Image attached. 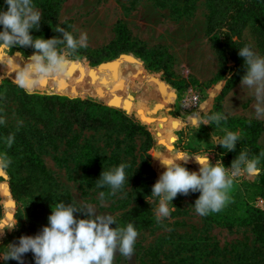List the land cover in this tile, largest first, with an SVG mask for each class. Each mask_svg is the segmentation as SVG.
<instances>
[{"label":"rangeland","instance_id":"374dc122","mask_svg":"<svg viewBox=\"0 0 264 264\" xmlns=\"http://www.w3.org/2000/svg\"><path fill=\"white\" fill-rule=\"evenodd\" d=\"M35 1L33 4L40 12ZM210 8L209 0H195L188 9L172 0H61L58 7L60 22L69 21L71 32L76 37L86 34L87 47L66 55V61H69L58 74L41 76L35 71H29L26 65L34 50L13 47L11 50L6 49V52L2 51V55L8 57L5 64L10 73L24 72L34 75L33 78L40 76L44 79L60 76L67 84L72 81L91 84L85 85L86 90L82 94L67 96L68 99L81 101L88 99L94 105H85L79 111L80 117L83 113L92 115L107 110L116 112L117 117L122 115L126 118L127 124L136 123L145 127L151 135L152 143L147 147L144 136L138 133L132 135L118 127L110 131L81 129L77 123L71 125L63 137L42 134L37 131L42 130V127L20 116L14 106L0 104V118L6 121L1 124L4 129H0V153H7L12 161L3 170L8 175V184L11 181L17 189L14 220L10 223L18 222L15 230H7L0 240V253L7 251L6 246L17 241L20 236L36 235L47 225L52 205L56 202L64 201L77 207L91 204L98 213L113 215L118 226L121 216L134 207L139 198L145 197L158 205V199L151 196L152 187L140 188L136 180L142 174L146 178L145 182L154 184L157 181V172L151 167V154L153 150L163 152V149L156 145L157 139L147 126L124 107L129 101L127 98H133L136 103L143 91L154 95L148 107L157 101L167 106V111L159 110L154 119L164 114L166 118L172 119L175 126L171 138L173 151H165L167 157H172L175 152L201 156L209 154L213 164L219 159L226 168L230 167L233 160L227 159L229 152L211 141L213 132L218 138L225 133L219 128L215 129V124L197 127L192 123L193 119L202 121L213 113H221L226 117L221 127L241 133L238 143L247 148L250 146L244 142V124L248 121L261 123L257 145L264 149V117H256L255 100L251 92L243 90L240 82H237L220 100L217 99L231 71L220 76L221 64L207 30ZM117 23L129 32L130 44L145 50L166 52L170 56L167 73L148 66L130 51L121 52L111 59L113 51L109 48L116 39ZM240 41L264 57L249 29L242 31ZM97 59L101 60L98 69L96 67L99 64H92ZM232 65L229 60L228 66ZM90 68L95 77L92 82L86 79L91 74ZM77 69L81 71L79 78L75 72ZM33 78L26 76L25 84L33 83ZM44 79L41 81L44 82ZM5 81L15 84L9 79ZM110 86L116 88V92H108ZM116 102H122L123 105ZM9 134H14L11 148L4 143V138ZM20 137L28 143L26 153L18 149L20 147L16 139ZM38 162L43 164L44 170L40 169ZM121 163L128 164L125 169L128 179L122 190L113 194L108 187L98 188L96 180L103 169L109 170ZM184 166L190 171H196L191 164ZM258 167L262 169L258 176L243 174L234 178L229 192L230 201L224 207L228 214L247 203L264 210V198L254 194L259 189L256 185L264 190V167L261 162ZM163 171L165 168L159 172ZM3 187L1 185L0 189ZM199 195L197 192L194 196L169 202L168 217L138 232L131 264H229L223 260L224 255L228 259L233 248L240 249L244 245L253 244L249 228L227 229L205 221L203 216L196 214L192 205ZM234 197H237V203ZM2 211L0 197V214ZM75 215L85 218L80 213ZM0 264L18 262L0 259ZM24 264H35L33 253L24 256ZM113 264L129 262L117 254Z\"/></svg>","mask_w":264,"mask_h":264},{"label":"clouds","instance_id":"9594fccd","mask_svg":"<svg viewBox=\"0 0 264 264\" xmlns=\"http://www.w3.org/2000/svg\"><path fill=\"white\" fill-rule=\"evenodd\" d=\"M6 10H0V48L12 49L13 47H31L34 49L26 67L41 76L58 74L66 63V55L74 54L80 48L87 47V35L80 34L76 37L72 32L66 31L57 25L53 31L60 36L45 39L34 38L33 29L39 30L41 13L35 8L33 0H5ZM58 45H65V49H58ZM64 54H61V52ZM239 57L244 59L245 74L240 80L243 90H249L255 100V115L264 117V57L256 53L252 47L239 48ZM230 73L226 80H230ZM25 78L19 77L20 86H25ZM226 117L221 113L208 115L202 121L193 119L192 123L213 125L225 134L216 137L211 134V141L222 146L227 151H235L241 133L229 131L221 127V122ZM5 119L0 118V124H5ZM216 131V130H215ZM4 143L11 148L14 143V134L4 138ZM165 171L152 185L151 196L158 199V205L153 209L159 222L170 215L168 203L178 195L188 196L199 192L200 195L192 205L196 214L207 216L219 213L230 201L229 192L233 186L234 178L247 174L258 176L262 169L258 167L259 156L249 157L247 149H241L230 167H225L222 160L215 164L209 159V154L188 155L177 154L168 158L159 153L153 156ZM194 158L200 165L199 171H190L185 164ZM183 161V163H180ZM7 153H0V168H7L11 164ZM128 164L105 170L96 180L98 188L108 187L112 193L122 190L126 179L125 169ZM103 196V193H101ZM77 213L85 218H79ZM18 222L9 223L0 220V237L6 235L5 230H15ZM116 227H112V225ZM138 238V231L132 223L126 227L117 225L116 218L111 214H100L91 204H82L77 207L64 201L52 205V212L48 216V224L43 226L36 235H22L17 241L9 243L7 251L0 253V259L5 262L15 260L24 264L25 254L33 253L35 264H113L115 256H123L129 264L135 254L134 245Z\"/></svg>","mask_w":264,"mask_h":264},{"label":"trees","instance_id":"16d2710c","mask_svg":"<svg viewBox=\"0 0 264 264\" xmlns=\"http://www.w3.org/2000/svg\"><path fill=\"white\" fill-rule=\"evenodd\" d=\"M60 1L61 0L35 1L36 6L40 9L41 24L39 30H32L31 34L34 38L41 37L49 39L53 36H60V33L53 31V27L57 25L63 27L66 31L71 32L70 22H60L59 20L58 7ZM172 1L180 5L182 8L188 9L195 0ZM209 3L211 8L208 17L207 30L211 34L210 41L221 64L220 76H224V74L230 71L232 74L231 79L226 81L220 96L217 98L220 100L237 82H240L242 76L245 74L244 59L238 55L239 48L245 46L244 43L240 41L241 33L245 28L249 29L257 46L264 53V0H209ZM177 9L179 10V6ZM0 10H6L5 0H0ZM2 30L3 26L0 25V31ZM115 34L116 39L110 44L109 48L113 51L111 59L121 52L130 51L145 61L148 66H154L156 69L164 70V72L167 73V61L170 56L166 52L145 50L143 47H137L130 44L129 32L120 23L115 25ZM57 47L65 48V45H58ZM17 48H24V50L27 51L34 50L31 47ZM2 51L5 50L0 48V104L14 106L15 112L20 116L32 121L34 124H39L42 127V130H37L39 133H47L48 135H53L55 137H63L69 131L70 126L77 123L81 129L89 128L93 130L103 129L104 131H110L118 127L119 130L128 131L132 135L138 133L144 136V143L147 147L152 143L151 135L145 127L136 123L127 124L126 118L122 115L117 117L116 112L112 113L107 110L103 113L92 115L83 113L80 117L79 115L81 112L79 111L82 110L85 105L91 104L88 99L81 101L79 99H68L58 95H42L36 93H58L68 97H74L80 94L78 92L69 93L64 89H55L51 87V84L55 81L68 85L62 78H60V76H55L51 79H44L40 76L33 78L34 75L24 72H22L23 74L10 73L5 64L8 57L3 56ZM151 59L155 61H152ZM229 60L233 63L231 67L228 66ZM100 62L101 60L97 59L94 60L92 64L96 65ZM26 76L33 78L31 80L33 83L29 82L25 84L28 92H34L32 94L26 92L18 85L4 80L9 79L19 84L18 78ZM42 79H44V82L41 81ZM36 81L38 82L36 83ZM34 83L35 85L31 86ZM152 95V92L148 94L143 91L140 93L139 99L136 103L133 102V98H127L129 101L126 105L124 104V107L128 112L134 113L140 122L147 126L151 133L156 137V141L162 144L160 148L163 149V152L158 151V153L167 157L165 151L169 153L173 151L171 138L175 126H173L172 119L166 118V115L164 114L159 115L158 119H154V115L157 114L159 110L166 112L167 106L164 102L157 101L154 102L151 107H148L147 105L150 98L154 96ZM90 99H96L99 101L97 98ZM116 103H121L123 105L122 102ZM0 129H4L1 124ZM261 130V123L254 121L246 122L242 131L245 135L244 142L250 147L247 148L244 144L237 142L236 150L228 151L229 155L227 159L234 160L241 149H247L249 157L259 156L261 152H264V149L257 145V138ZM16 140L20 147L18 149L23 150L26 153V151H28V143L21 137ZM180 153L181 152H175L172 157L168 158H174ZM260 162L262 167H264V157L260 158ZM180 163H183V161H180ZM187 164L193 165L194 169L199 171L200 165L194 158H191ZM37 165L41 170H44L43 164L38 162ZM156 166H158V160H156ZM148 169L149 167L146 168V170ZM161 169H164V167L160 166L158 171ZM145 179L146 178L140 174L136 180L137 186L140 188H143V186L151 188L153 184L148 181L145 182ZM9 184L13 199H16L17 189L11 181ZM257 187H259V189L255 190L254 194L264 198L263 188L256 185V188ZM194 195L195 193L188 196L180 194L173 201H179L184 197H191ZM234 202L237 203V197H234ZM1 207L3 209V199H1ZM155 207H157L156 202H150L149 200H146L145 197L139 198L135 206L121 216L120 227H126L128 223H132L139 232L140 230L158 222L153 212ZM1 216L2 214H0V218ZM203 218L205 221L214 222L227 229L246 227L249 228L252 233L253 244L244 245L240 249L233 248L231 252L228 251L230 254V256L228 254V259L225 255L223 256L224 261L229 262V264H264V210L247 203L236 208L233 213L228 214L223 208L219 213H211L207 216H203ZM232 252L233 256L231 255ZM9 261L12 262L15 260ZM161 264L166 263L162 262Z\"/></svg>","mask_w":264,"mask_h":264},{"label":"water","instance_id":"95a60500","mask_svg":"<svg viewBox=\"0 0 264 264\" xmlns=\"http://www.w3.org/2000/svg\"><path fill=\"white\" fill-rule=\"evenodd\" d=\"M17 52H19V51H17ZM100 65L101 64H99L96 68L98 69L100 67ZM75 72H77V75H78L77 77L79 78V76L81 75V71H79V69H77V71H75ZM90 72H91V74L89 73L88 76H87V78H86L88 82H90V81L92 82L93 79L95 78L93 76V72H92V69L91 68H90ZM63 76H65V73H63ZM37 82L38 81H36V83ZM15 84H17V83H15ZM61 85L62 84H59V86H61ZM18 86H20V85H18ZM218 86L217 87L219 89L220 88V85H218ZM115 90H116V88H114L113 86H110L108 88V92L109 91L116 92ZM29 93H34V92H29ZM50 95H58V96H62V97L68 98L67 96H63V95H60V94H50ZM156 154H158V152L156 150H153L152 151V154H151V167L156 170V172H157V178H159V176L161 175V172L158 171V168H160L161 165H160V163L158 161V166H156V160L157 159H155L153 157ZM7 181H8V175H6V173L3 170V168H0V186L1 185H4V187L2 189H0V197H1V199H3V212H2V216H1L0 220H5L7 222H10V221H13L14 220V209L16 207V203H15V201L13 199L12 193L10 191V186H9V184H8ZM3 237L4 236H2L0 239L2 240Z\"/></svg>","mask_w":264,"mask_h":264},{"label":"bare ground","instance_id":"6f19581e","mask_svg":"<svg viewBox=\"0 0 264 264\" xmlns=\"http://www.w3.org/2000/svg\"><path fill=\"white\" fill-rule=\"evenodd\" d=\"M5 50V49H3ZM69 60H67L66 62H68ZM66 64V63H65ZM5 80V79H4ZM54 82V81H53ZM57 83V84H56ZM59 84H62L61 86H59ZM88 83H85V85H87ZM20 85V84H18ZM84 83H79V82H75V81H72V82H69L68 85H65L64 83H60L59 81H55L53 84H51V87L53 88H61V89H64L66 91H68L69 93H73V92H78L80 94H82L85 90H86V87H85ZM91 86V84H88V86ZM22 87V86H21ZM23 88L27 90V88L25 86H23ZM58 94V93H57ZM156 145L158 147H161L162 144L160 142H157L156 141ZM158 152V151H157ZM162 173V172H161Z\"/></svg>","mask_w":264,"mask_h":264},{"label":"snow or ice","instance_id":"6c2138e0","mask_svg":"<svg viewBox=\"0 0 264 264\" xmlns=\"http://www.w3.org/2000/svg\"><path fill=\"white\" fill-rule=\"evenodd\" d=\"M178 126V125H177Z\"/></svg>","mask_w":264,"mask_h":264}]
</instances>
